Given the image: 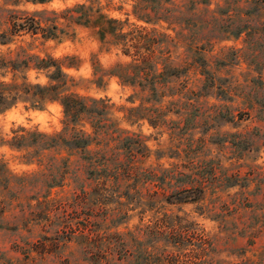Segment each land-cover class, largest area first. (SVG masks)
<instances>
[{"label":"rangeland","instance_id":"374dc122","mask_svg":"<svg viewBox=\"0 0 264 264\" xmlns=\"http://www.w3.org/2000/svg\"><path fill=\"white\" fill-rule=\"evenodd\" d=\"M6 2L0 0V18L14 10L43 27L75 11L74 18L53 23L58 39L25 35L0 46V53L21 46L55 59L75 57L76 68L64 69L75 81L71 91L107 100L110 107L109 134L99 136L90 150L106 152L112 165L133 157L135 167L165 181L141 176L135 185L126 182L129 187L121 182L116 193L121 197L85 219L80 209L69 215L54 210L80 193L70 175L60 183L43 166L27 164L24 151L0 146V264H98L90 254L104 252L102 264H168L167 253L179 264H264V0H50L16 7ZM145 14L149 23L141 19ZM5 29L0 24V32ZM111 29L127 40L142 29L154 38L150 43L172 96L165 92L153 103L116 77L98 81L97 66L104 72L130 60ZM45 81L42 75L37 79ZM62 120L58 102L41 109L18 103L0 114V139L10 141L19 128L58 133ZM79 128L92 132L88 123ZM65 158L66 153L58 156ZM76 160L83 162L71 159ZM82 178L83 189L92 191L96 182L84 170ZM199 189L198 202L164 201L174 194L183 200ZM65 217L73 225L91 221V237L100 240L96 248L85 247L78 233L68 240L63 228L57 233ZM177 228L187 229L193 246H174L166 234L145 232ZM120 240L129 251L122 261L116 252Z\"/></svg>","mask_w":264,"mask_h":264},{"label":"trees","instance_id":"16d2710c","mask_svg":"<svg viewBox=\"0 0 264 264\" xmlns=\"http://www.w3.org/2000/svg\"><path fill=\"white\" fill-rule=\"evenodd\" d=\"M22 1L45 4L50 0H7L6 4L16 7ZM5 13L6 16L0 18V20H4L0 24L6 26V29L0 32V46H8L14 42V38L25 35H29L31 38L40 35L44 40H56L59 37L58 27L53 24L56 19L75 17L73 10H68L63 17L52 14L55 17L47 20L52 25L43 27L38 19L28 16L26 13L14 10H6ZM145 16L147 18L143 16L141 19H145V22L149 23L151 20L149 14H145ZM60 33L62 34L63 31ZM110 33L117 43H122V47L125 48L123 54L130 60L126 63L115 64L109 71L104 72L97 66L96 74L100 73L101 75L98 81L101 82L102 76L116 77L119 84L131 88L135 96L139 97L147 93V101L153 103L161 102L165 97V92H169V95L172 96L173 94L168 88V84L171 82L166 81L164 71H159L158 60L152 49L154 42L150 43L154 38L145 29L130 32L129 40H127V35L116 34V30L111 29ZM76 61L75 57L55 59L50 55L31 54L21 46L5 54L0 53V114L7 112L18 103H28L33 108L41 109L47 103L58 102L63 110V128L60 132L47 134L37 130L19 128L14 132L10 141L0 139V146L24 151L23 159L27 164L35 163L39 167L43 166L45 170L51 171L50 176L59 179L60 183L70 175L80 193L74 192L71 201L59 203L54 210H64L69 215L70 209L73 211L72 213H77V210L80 209L81 215H84L85 219H89L94 213L102 212L101 207L109 203L114 196L121 197L116 194L121 182L122 185H126L131 181L135 185L142 176L146 181L155 182L158 180L163 184L165 178H159L153 170H142L135 167L133 157L129 163L117 161L112 165L111 158L106 152L90 150L91 145L99 136L109 134L110 107L107 100H96L71 91L73 87H76L75 81L68 76L64 69L76 68ZM31 72L36 75L33 80L29 76ZM41 75L46 79L43 83L37 82ZM169 76L178 77L175 74ZM84 123L90 124L92 129L90 134L79 128ZM151 123H156L155 117L152 118ZM100 144L101 142L95 143L96 146ZM62 153H66L67 158L59 160L58 156H61ZM78 156L83 161L82 163L79 160L71 161L72 157ZM83 170L85 174H88L89 181L96 182L92 191L87 192L83 189L85 184L82 178ZM178 174L182 175V173ZM101 178L103 181H100ZM168 184L170 185L171 181ZM126 186L129 187L131 184ZM154 186L158 185L154 183ZM185 191L187 190L181 192ZM197 191L198 193L192 196H184L183 200L174 194L166 196L164 201L167 204L195 203L203 198V190ZM121 195L126 196L127 194L121 193ZM89 196L91 201L88 200ZM173 197H175L174 200ZM96 206L98 207L96 208ZM71 219L65 217L64 225L58 229L57 233L63 228V233L70 234L67 236V240L71 235L78 233L85 247L91 245L96 248L100 240L91 237L92 230L90 228L93 227L91 221H84V219L73 225ZM163 226L165 225L163 224ZM145 232L156 237H163L166 234L165 240L174 246L180 247L186 245L185 243L193 246L192 236L188 235L187 229L183 231L178 228L170 229L169 232L146 229ZM118 244L121 246L119 250H116L120 258L118 261H122L129 256V251L126 250L122 240ZM105 253H102L101 257L99 254H90V257L91 259L95 257L99 261L98 264H102L101 260L105 258ZM165 254V251L161 253L162 256ZM166 256L168 264H179L177 256L168 253Z\"/></svg>","mask_w":264,"mask_h":264}]
</instances>
